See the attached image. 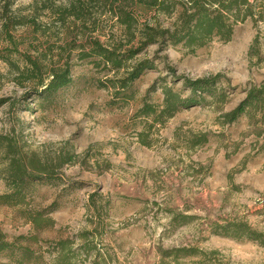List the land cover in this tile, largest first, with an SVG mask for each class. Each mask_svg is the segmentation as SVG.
I'll use <instances>...</instances> for the list:
<instances>
[{
  "label": "rangeland",
  "instance_id": "rangeland-1",
  "mask_svg": "<svg viewBox=\"0 0 264 264\" xmlns=\"http://www.w3.org/2000/svg\"><path fill=\"white\" fill-rule=\"evenodd\" d=\"M34 1L9 0L10 15L30 16ZM44 14L10 31L19 58L44 55L48 64L71 48L73 39ZM5 40L0 35V51L7 47ZM137 48L134 43L126 51ZM160 48L149 46L129 62L128 71L144 61L154 68L118 99L111 88L99 86L113 75L77 61L73 53L74 82L45 109L21 101L27 88L13 83L15 74L0 62V135L14 139L58 176L30 187L32 208L49 212L54 224L32 246L38 258L20 264H51L55 252L43 240L69 239L77 250L83 232L93 234L89 240L95 250L70 264H174L165 254L180 248L201 250L210 264H264V243L214 235L208 227L222 219L264 234V139L254 135L244 117L222 126L223 114L238 106L245 89L264 85V22L247 20L235 26L229 42L214 40L194 53L181 46ZM217 74L230 91L222 109H182L161 125L139 115L145 103L161 104L163 86L180 89L182 83L174 80ZM5 192L0 180V195ZM169 210L195 219L177 225ZM18 212L0 206V234L6 241L34 233ZM5 256L0 255V264H17Z\"/></svg>",
  "mask_w": 264,
  "mask_h": 264
},
{
  "label": "trees",
  "instance_id": "trees-1",
  "mask_svg": "<svg viewBox=\"0 0 264 264\" xmlns=\"http://www.w3.org/2000/svg\"><path fill=\"white\" fill-rule=\"evenodd\" d=\"M11 5L5 0L0 8V35L7 43L0 51V62L15 74L13 83L27 88L21 101L40 109L48 107L58 93L72 86L73 53L77 61H87L94 69L113 75V79L108 78L99 86L111 88L114 98L118 99L145 71L154 68L153 64L144 61L132 70H126L129 62L143 49L153 45L163 49L171 45L194 53L214 40L229 42L235 26L247 20L254 24L264 22V0H35L28 6L30 16L27 17L11 16ZM141 10L146 12L145 15ZM39 13H45L50 25L63 29L66 38L73 39L66 56L60 55L56 62L45 63L44 55L36 58L16 56L17 45L10 31L27 22L34 23L33 18ZM134 43L138 48L126 51ZM256 43L257 39L253 45ZM122 73L126 75L120 77ZM176 81L182 83L180 89L173 85L163 86L161 104L153 107L145 103L139 115L161 125L182 109L211 106L220 110L230 102L229 88L223 86L227 82L221 81L219 74L195 80L181 77L173 82ZM243 92L245 97L238 106L223 114L222 126L244 117L254 135L264 139V85H251ZM57 177L53 170L39 166L36 158L27 154L14 139L0 135V180L6 188L0 195V206L17 209L34 232L10 242L0 234V255L5 254L7 262L20 264L38 258L32 246L39 243L38 234L51 229L54 222L47 218L49 212L32 208L28 194L33 183H51ZM169 212L171 222L177 225H186L195 219V216ZM208 227L214 235L264 243V234L251 230L242 222L221 219L220 222H208ZM91 236V232L80 233L78 237L83 243L77 250L73 249L69 239L43 240L42 244L55 252L51 264H70L79 254L89 256L91 250H95L89 240ZM165 255L172 257L174 264L192 258L196 260L188 264H210L204 262L205 253L195 248L174 249ZM93 256L99 255L95 252Z\"/></svg>",
  "mask_w": 264,
  "mask_h": 264
}]
</instances>
